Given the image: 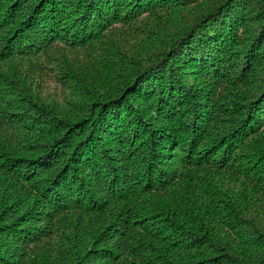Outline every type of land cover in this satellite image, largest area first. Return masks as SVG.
<instances>
[{"label": "trees", "instance_id": "1", "mask_svg": "<svg viewBox=\"0 0 264 264\" xmlns=\"http://www.w3.org/2000/svg\"><path fill=\"white\" fill-rule=\"evenodd\" d=\"M0 264H264V0H0Z\"/></svg>", "mask_w": 264, "mask_h": 264}, {"label": "rangeland", "instance_id": "2", "mask_svg": "<svg viewBox=\"0 0 264 264\" xmlns=\"http://www.w3.org/2000/svg\"><path fill=\"white\" fill-rule=\"evenodd\" d=\"M37 64H41L40 62H36ZM43 63V62H42ZM43 65L47 66L45 68V71H48V69H52L54 67V64H44ZM38 66H36L33 62L31 63V66L29 68H25V70H22V71H26V74L29 75V76H32V75H36L33 73V68H37ZM48 76L44 78V80H42V84L44 83V86H45V89L49 92H54V93H58L60 96H63L60 88H62V85L58 82H55L54 81V76H51V75H54L53 72H49L47 74ZM39 76H36V77H33L34 79H37ZM39 81V80H38Z\"/></svg>", "mask_w": 264, "mask_h": 264}]
</instances>
